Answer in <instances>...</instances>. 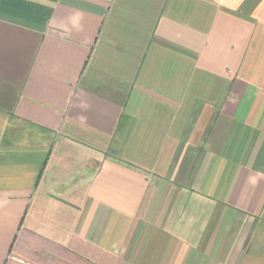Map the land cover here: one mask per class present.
Masks as SVG:
<instances>
[{
  "label": "crops",
  "instance_id": "crops-1",
  "mask_svg": "<svg viewBox=\"0 0 264 264\" xmlns=\"http://www.w3.org/2000/svg\"><path fill=\"white\" fill-rule=\"evenodd\" d=\"M0 264H264V0H0Z\"/></svg>",
  "mask_w": 264,
  "mask_h": 264
},
{
  "label": "built area",
  "instance_id": "built-area-1",
  "mask_svg": "<svg viewBox=\"0 0 264 264\" xmlns=\"http://www.w3.org/2000/svg\"><path fill=\"white\" fill-rule=\"evenodd\" d=\"M98 1H102V2H108V1H110V0H98Z\"/></svg>",
  "mask_w": 264,
  "mask_h": 264
}]
</instances>
